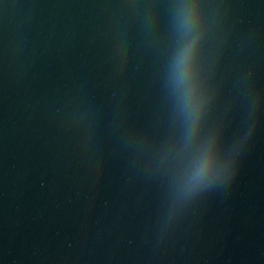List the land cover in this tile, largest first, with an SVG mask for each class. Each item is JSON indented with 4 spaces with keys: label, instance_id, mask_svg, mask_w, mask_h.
<instances>
[{
    "label": "water",
    "instance_id": "95a60500",
    "mask_svg": "<svg viewBox=\"0 0 264 264\" xmlns=\"http://www.w3.org/2000/svg\"><path fill=\"white\" fill-rule=\"evenodd\" d=\"M0 264H264V0H0Z\"/></svg>",
    "mask_w": 264,
    "mask_h": 264
},
{
    "label": "clouds",
    "instance_id": "9594fccd",
    "mask_svg": "<svg viewBox=\"0 0 264 264\" xmlns=\"http://www.w3.org/2000/svg\"><path fill=\"white\" fill-rule=\"evenodd\" d=\"M186 55H187V53H186Z\"/></svg>",
    "mask_w": 264,
    "mask_h": 264
}]
</instances>
